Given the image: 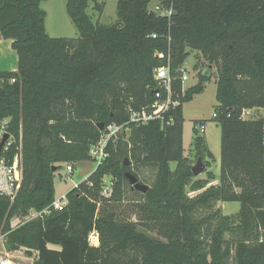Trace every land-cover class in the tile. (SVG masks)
<instances>
[{
  "label": "trees",
  "instance_id": "16d2710c",
  "mask_svg": "<svg viewBox=\"0 0 264 264\" xmlns=\"http://www.w3.org/2000/svg\"><path fill=\"white\" fill-rule=\"evenodd\" d=\"M44 1L0 0V40L11 41L17 56L15 71H0V119H10L22 145L20 189L13 201L0 197L4 250L34 252L32 264H264V113L241 119L245 109L264 112V0H116L117 23L110 26L87 14L89 4L100 14L105 0H67L75 39L47 35ZM153 2L171 5V15L150 11ZM189 50L217 71L216 184L205 139L192 140V158L182 146V106L211 78L200 71L194 86L182 88L177 70ZM166 66L177 105L163 121H129L128 109L151 105L153 73ZM113 123L124 125L128 139L110 140L105 161L55 210V173L91 160L90 148ZM198 159L204 179L192 173ZM148 167L151 184L143 175ZM126 172L148 190H133ZM123 186L138 196L133 221L115 207ZM231 202L239 211L223 215L218 204ZM32 211L38 215L31 218ZM92 233L98 246L89 243Z\"/></svg>",
  "mask_w": 264,
  "mask_h": 264
},
{
  "label": "rangeland",
  "instance_id": "374dc122",
  "mask_svg": "<svg viewBox=\"0 0 264 264\" xmlns=\"http://www.w3.org/2000/svg\"><path fill=\"white\" fill-rule=\"evenodd\" d=\"M66 1L67 0H46L40 4V8L45 12L44 26L46 33L50 38L75 39L78 37L76 28L71 23L66 14ZM98 3H101V1H98ZM116 3V0L103 1V9L100 14L93 10L92 4H89L87 14L91 17L93 23H98L105 26L115 25L117 23ZM153 5L154 4L151 3L149 5V9H152ZM11 51L12 50L5 46H0V70H9L11 67L15 68L17 57L13 51ZM182 67L186 69L188 75V79L184 83V89L192 87L197 83L200 71H204V74L209 73L211 76L210 80L205 83L203 92L201 94L195 95L192 101L183 104L182 146L185 154L192 158L193 154L190 151L192 148V140L196 136L203 137L205 141L207 139L209 143L208 148L214 157V162L211 163L210 171L218 175L220 158V129L218 123L214 118H212L213 112L217 105L215 100L217 71L215 66L209 67L208 61L205 56L202 55V53L194 50H189V56L185 60ZM259 117L260 115L257 112L253 113V119H257ZM201 124L205 126L204 133H200L197 129ZM121 136L123 141H125L129 137V131L125 130L121 132L118 138ZM216 158L218 160L217 163L215 161ZM194 165L195 164H193V166ZM66 166L67 164H62L55 173V199H59L62 195H65L64 193L70 191L74 184L77 185L78 183L84 181L95 170L96 163L92 160H88L71 165V175H67ZM175 166V163L170 164V168L172 170L175 169ZM143 175L147 178V184H151L154 177V169L149 167L145 168L143 170ZM197 178L204 179L205 174H200L197 176ZM104 182L106 184H111L109 177H106ZM122 196V200L116 204L115 207L117 208L118 212L121 211L126 218L133 221L136 218L135 203L138 200V196L130 193L129 189L125 186L122 187ZM218 207L223 215L234 216L239 211L240 205L239 203L235 202L219 203ZM34 213L35 212H31L30 216H34ZM15 223L16 220H13L12 224L14 225ZM1 242H3V238L0 240V243ZM18 255L21 256L22 259L25 257L24 259L26 262H29L28 260L31 259L34 261L36 258V254L34 252H32L31 257H29L27 254H25L24 250H20ZM5 262L3 264H7Z\"/></svg>",
  "mask_w": 264,
  "mask_h": 264
},
{
  "label": "built area",
  "instance_id": "2783aa9c",
  "mask_svg": "<svg viewBox=\"0 0 264 264\" xmlns=\"http://www.w3.org/2000/svg\"><path fill=\"white\" fill-rule=\"evenodd\" d=\"M153 7L150 11L155 13L160 17H168L172 13V6L164 7L160 2H153ZM155 38V35H152ZM161 56V55H160ZM177 71L180 74V80L182 88L184 89V83L188 79L187 71L184 67H180ZM153 79L156 81L157 89L154 92V100L150 106L143 108L140 111L133 109H128L129 121L137 124H144L150 120H160L163 121L165 114L174 106L177 102L172 100L171 93V73L170 67H161L154 71ZM3 80L0 79V83ZM11 84L15 82L14 79L9 81ZM254 109H245L241 112V119L248 120L253 118ZM216 115L213 114L212 118ZM171 121V119H169ZM9 118L0 119V144L5 135H7L6 140L0 147V197H5L10 201H13L17 195L21 182H22V170H21V156H22V145L21 139H15L14 135L9 131ZM200 133L205 132V126L201 124L198 128ZM127 130L122 124H110L104 130L100 141L93 145L89 150V156L92 161L96 163V167L101 165L108 154L105 151L107 143L112 140L115 141L121 134V132ZM67 175L72 174V166L69 164L66 166ZM76 186V185H75ZM74 186V187H75ZM112 193V185L106 184L103 181L101 187V195L105 198L109 197ZM67 205V200L65 195H62L59 199H55L53 202V208L55 210L61 211ZM32 216L36 217L38 214L34 213ZM90 238V244L95 246L98 242V237L96 233H92ZM92 238L96 239L94 243Z\"/></svg>",
  "mask_w": 264,
  "mask_h": 264
},
{
  "label": "crops",
  "instance_id": "0c3cea01",
  "mask_svg": "<svg viewBox=\"0 0 264 264\" xmlns=\"http://www.w3.org/2000/svg\"><path fill=\"white\" fill-rule=\"evenodd\" d=\"M150 7V6H149ZM149 7H148V9H149ZM149 10H151V9H149ZM0 46H5V47H7V48H9L10 50H12L11 49V41H9V40H0ZM13 51V50H12ZM11 51V52H12ZM10 52V51H9ZM13 53L15 54V52L13 51ZM15 56H16V54H15ZM17 57V56H16ZM16 67H17V63H16V66H15V68H13V67H11V68H9V70H0V71H15L16 70ZM183 107V106H182ZM255 112H257L259 115H260V117L263 115V110H261V109H259V110H255ZM220 129V128H219ZM206 141H207V144H208V146H209V143H208V140L206 139ZM219 149H220V141H219ZM219 151V150H218ZM219 154H220V151H219ZM215 161H216V163H217V158L215 159ZM219 161H220V158H219ZM219 173V172H218ZM214 174V173H213ZM201 176H204V175H201ZM214 176H215V178H216V180L213 182V184H216L217 183V180H218V175H216V174H214ZM200 178H202V177H200ZM75 185V184H74ZM74 185H73V187H74ZM54 190H55V180H54ZM64 194H66V193H64ZM33 212V211H32ZM31 213V212H30ZM31 217V216H30ZM16 220V223L13 225L12 224V226H15L17 223H18V220L17 219H15ZM2 238H0V240H1ZM95 242H96V239H95ZM94 242V243H95ZM95 246H98V242H96L95 243ZM48 248H50V249H58V248H56V247H54V246H51V245H49L48 246ZM20 250H24V252H25V249H19L18 251H15V252H6L5 250H4V246H3V242H1L0 243V264H3L5 261V263H7V262H10V264H27L28 262H26L25 261V257L22 259V257L21 256H19L18 255V253H19V251ZM10 258H11V260H10ZM14 258V259H13ZM28 260V259H27ZM30 262V264H32L33 263V261H32V259L29 261Z\"/></svg>",
  "mask_w": 264,
  "mask_h": 264
},
{
  "label": "water",
  "instance_id": "95a60500",
  "mask_svg": "<svg viewBox=\"0 0 264 264\" xmlns=\"http://www.w3.org/2000/svg\"><path fill=\"white\" fill-rule=\"evenodd\" d=\"M99 129H101V130L103 129V124L102 123L99 124ZM6 138H7V135L4 136V138H3V140H2V142L0 144V147L2 146V144L6 140ZM123 165L126 166V167L129 166L130 165V161L128 159H125ZM201 165H202V163L198 159L196 164L192 167V173H193L194 176L200 175V173H201ZM52 170H54V168ZM124 176L127 179L129 185L132 187L133 190H135L137 192H140V193H145L148 190V186L139 183L138 179L134 175H132L131 173L126 172L124 174ZM28 261H30V260H28ZM27 264H30V263L28 262Z\"/></svg>",
  "mask_w": 264,
  "mask_h": 264
},
{
  "label": "bare ground",
  "instance_id": "6f19581e",
  "mask_svg": "<svg viewBox=\"0 0 264 264\" xmlns=\"http://www.w3.org/2000/svg\"><path fill=\"white\" fill-rule=\"evenodd\" d=\"M92 241L95 242V238H92ZM10 263V262H7V264Z\"/></svg>",
  "mask_w": 264,
  "mask_h": 264
}]
</instances>
